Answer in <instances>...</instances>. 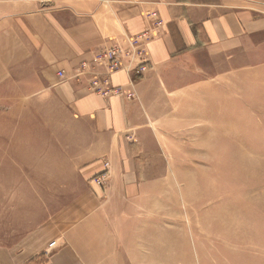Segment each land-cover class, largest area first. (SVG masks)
I'll use <instances>...</instances> for the list:
<instances>
[{
	"label": "crops",
	"instance_id": "crops-1",
	"mask_svg": "<svg viewBox=\"0 0 264 264\" xmlns=\"http://www.w3.org/2000/svg\"><path fill=\"white\" fill-rule=\"evenodd\" d=\"M1 3L0 95L8 98L20 78L33 92L63 101L83 133L86 161L81 190L38 229L15 240L14 226L0 223V264H151L143 259L157 247L151 241L158 229L152 158L162 148L151 118L174 105L177 89L167 79L176 70L189 71L200 54L225 55L243 45L252 12L207 0ZM152 12L163 28L147 47L149 71L115 73L109 94H97L91 82L104 69L93 64L95 56L146 31Z\"/></svg>",
	"mask_w": 264,
	"mask_h": 264
},
{
	"label": "rangeland",
	"instance_id": "rangeland-1",
	"mask_svg": "<svg viewBox=\"0 0 264 264\" xmlns=\"http://www.w3.org/2000/svg\"><path fill=\"white\" fill-rule=\"evenodd\" d=\"M207 1L247 7L253 25L232 53L200 54L189 71L167 79L177 89L174 105L149 126L162 144L151 175L157 247L143 261L264 264V0ZM81 134L68 105L20 78L8 98L0 95V223L14 226L15 240L81 190Z\"/></svg>",
	"mask_w": 264,
	"mask_h": 264
},
{
	"label": "built area",
	"instance_id": "built-area-1",
	"mask_svg": "<svg viewBox=\"0 0 264 264\" xmlns=\"http://www.w3.org/2000/svg\"><path fill=\"white\" fill-rule=\"evenodd\" d=\"M149 28L136 36H127L124 41L116 42L94 58L93 64L97 67H103L104 73H94V79L91 82L93 90L99 95L109 94V77L120 71H125L131 76H143L150 69V63L146 59L147 47L150 42L160 37L163 23L158 12H152L150 15ZM89 66H81L82 71H87ZM62 77L63 73H59ZM102 77L104 79H102ZM115 92V91H114ZM52 243L50 246H55Z\"/></svg>",
	"mask_w": 264,
	"mask_h": 264
}]
</instances>
